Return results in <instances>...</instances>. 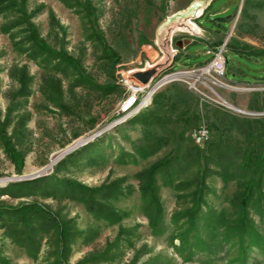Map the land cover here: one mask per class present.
I'll list each match as a JSON object with an SVG mask.
<instances>
[{
    "label": "rangeland",
    "instance_id": "rangeland-1",
    "mask_svg": "<svg viewBox=\"0 0 264 264\" xmlns=\"http://www.w3.org/2000/svg\"><path fill=\"white\" fill-rule=\"evenodd\" d=\"M15 1L18 11L0 13V29L25 12L50 49L69 56L82 74L105 90L74 87L76 73L64 76L28 58L18 29L0 32L4 138H0V191L22 179L44 178L29 196L0 195V207L40 205L69 234L58 240L54 229L36 233V252L31 257L0 225V257L5 264H250L253 258L264 260V253L256 248L243 252L237 237L215 255L198 251L189 259L179 241L173 240L170 222L175 211L189 207L188 200L177 202L174 190L156 177L162 219L161 233L154 235L142 211L136 178L159 160L181 158L192 150L194 154L193 147L203 151L206 144L200 147L191 135L199 125L209 129V140L242 139L244 123L264 118V57L247 58L227 46L225 83L231 88H214L216 94L206 92L202 97L184 83L172 82L152 95L148 105L143 101L149 88L136 91L135 107L126 114L121 111L130 94H135L132 88L138 81L130 76L148 71L155 62L162 64L170 56V46L180 50L191 45L174 58V70L208 63L212 54L207 52L218 41L264 52V0H214L210 21L207 15L198 21L213 30L210 41V32L197 25L195 18L212 0H76L89 7L88 14L58 0ZM225 8L228 13L222 14ZM168 75L169 69L153 72L146 86ZM21 88L29 90V95H18ZM5 143L18 158L6 154ZM68 181L89 189L119 183L123 195L106 202L119 221L95 218L82 202L68 198L63 193V183ZM205 182L208 191L196 220L204 239L206 210L224 212L231 220L237 189L234 182L215 176ZM248 216L264 238V216L253 208Z\"/></svg>",
    "mask_w": 264,
    "mask_h": 264
},
{
    "label": "trees",
    "instance_id": "trees-1",
    "mask_svg": "<svg viewBox=\"0 0 264 264\" xmlns=\"http://www.w3.org/2000/svg\"><path fill=\"white\" fill-rule=\"evenodd\" d=\"M58 1L68 8L90 13L89 7L80 4L79 1ZM213 1L206 7V10ZM16 8L18 9V5L15 0H0V13L12 12ZM229 18L230 16H227V20ZM14 29H18L23 35L24 44L27 45L25 52L29 59L64 76L68 73H76L74 87L82 86L100 93L105 90V88L94 85L88 77L82 74L78 64L69 56L50 49L38 36L25 12H19L18 17L14 18L9 25L2 26L0 32L9 33ZM215 33H221V31L216 30ZM221 43L222 41L214 42L213 48ZM227 46L231 52L247 58L264 57V52L258 54L245 46H234L229 42ZM29 93L26 88H21L18 95L26 97ZM241 131L242 139L218 137L216 140H209L203 151L193 147L194 154L192 150L183 154L181 158H164L136 175L139 181L142 211L154 235L161 233L162 219L156 177L161 176L164 185L174 190L177 202L188 200L189 207L175 211L170 222L174 228L173 240L179 241V247L184 249L189 259L198 251L215 255L234 237L238 238L239 247L243 252L246 249L256 248L264 253V238L254 228L248 216L250 208H253L257 215L264 216V118L252 119L244 123ZM0 138L4 139L1 126ZM5 152L13 160L18 158V154L7 143H5ZM189 172L192 176L188 175ZM211 176L218 177L224 182H234L237 189L232 198L234 215L231 220L227 219L224 212L206 210L203 216L204 233L206 234L204 239L196 228V220L204 206L203 198L208 191L205 181ZM43 181L44 178H38L9 184L0 191V195L7 194L13 198L29 196V191L42 184ZM118 184L115 182L101 188L89 189L68 181L63 183L65 187L63 193L72 200L82 202L95 218L117 223L120 217L106 202L123 195ZM0 225L5 228L8 237L31 257L36 252V233L47 234L54 229L58 240L65 236H67L65 239L69 237L60 221L40 205L23 204L15 208L1 206ZM0 263L5 264L6 262L0 257ZM250 264H264V260L253 258Z\"/></svg>",
    "mask_w": 264,
    "mask_h": 264
},
{
    "label": "built area",
    "instance_id": "built-area-1",
    "mask_svg": "<svg viewBox=\"0 0 264 264\" xmlns=\"http://www.w3.org/2000/svg\"><path fill=\"white\" fill-rule=\"evenodd\" d=\"M170 56L166 60H173V67H169V75L158 77L147 90V95L152 91V87L156 86L158 81L163 79H172L174 82H182L187 88L198 94L199 96L206 97V92L216 94L214 88L224 89L231 88L225 83L226 81V53H227V40L223 41L219 46L213 48V51H208L207 54H212V59L204 65H195L190 67H184L179 70H174V58L185 48L180 50L177 47L170 46ZM164 65V62L163 64ZM161 67H157L156 73H160ZM159 76V75H158ZM126 80H124V83ZM139 85L137 84V88ZM205 91V92H204ZM135 94H130V100L125 102L123 109H129V106L134 102ZM215 96V95H214ZM122 109V110H123ZM121 110V111H122ZM119 111V113L121 112ZM191 135L195 136V141L200 147H203L210 139L209 129L205 125H199L191 132Z\"/></svg>",
    "mask_w": 264,
    "mask_h": 264
},
{
    "label": "bare ground",
    "instance_id": "bare-ground-1",
    "mask_svg": "<svg viewBox=\"0 0 264 264\" xmlns=\"http://www.w3.org/2000/svg\"><path fill=\"white\" fill-rule=\"evenodd\" d=\"M172 63H173V60H165L164 61V65H162L161 63H160V61L159 62H155L154 64H150L149 66H148V69L149 70H152L153 72H156L157 71V67L159 68V67H161V69H160V73H162V72H164V71H166L167 69H169V67H171L172 66ZM141 71H143V70H141ZM145 71H147V70H145ZM130 79H133V80H135V81H137L136 79H134L133 78V74H132V76H130ZM173 82V80L172 79H163V80H161V81H158V83H157V85L156 86H154V87H152V91H151V93L149 94V95H147V97L144 99V101H143V105H148V103H149V101H150V98H151V96L152 95H154L156 92H158L161 88H163L164 86H166V85H168V84H170V83H172ZM138 85H139V87L137 88V85L134 87V88H132V90L133 91H138V92H143V91H145L146 89H148L149 88V86H146V85H142L141 83H139V82H136ZM149 90V89H148ZM130 100V98L129 99H127V101L126 102H128ZM136 103H137V99L136 98H134V102L131 104V106H129V109H123L122 110V112H123V114L125 113H127L129 110H131L132 108H134L135 107V105H136ZM223 103H224V105H226L228 108H232L230 105H227L224 101H223ZM124 106H125V104H124ZM123 106V107H124ZM141 108H142V106H141ZM126 116V115H125ZM194 137V140H195V136H193ZM196 142V141H195ZM80 145V144H79ZM79 145H77V146H79ZM63 155V154H62ZM56 161V160H55ZM54 165V163H52L51 165H49L48 166V168L47 169H50V168H52V166Z\"/></svg>",
    "mask_w": 264,
    "mask_h": 264
},
{
    "label": "crops",
    "instance_id": "crops-1",
    "mask_svg": "<svg viewBox=\"0 0 264 264\" xmlns=\"http://www.w3.org/2000/svg\"><path fill=\"white\" fill-rule=\"evenodd\" d=\"M214 2V1H213ZM209 4H210V2H209ZM209 4H207V6L209 5ZM213 4V3H212ZM207 6H204L201 10H200V13H199V15L198 16H196V24L197 25H200L199 24V19H201V18H204L206 15L208 16V20L210 21V17H211V11H210V7L206 10V7ZM204 10H206V12H205V14L204 15H202V13H203V11ZM221 13L222 14H227L228 13V11H227V9L225 8V9H222L221 10ZM231 18V17H230ZM214 19H216V17L214 18ZM228 22H230L231 20L230 19H228L227 20ZM201 26V25H200ZM202 27V26H201ZM203 28V27H202ZM204 30H207L208 32H210V34L208 33V35H209V37H208V41H210L211 40V31H213V30H211V29H206V28H203ZM221 33H222V31H221ZM192 41H194V40H192ZM196 42V44H204V45H206L207 46V48H208V44L209 43H207V42H197V41H195ZM192 45H194V44H192ZM189 46H191V45H187V46H184V48H188Z\"/></svg>",
    "mask_w": 264,
    "mask_h": 264
},
{
    "label": "water",
    "instance_id": "water-1",
    "mask_svg": "<svg viewBox=\"0 0 264 264\" xmlns=\"http://www.w3.org/2000/svg\"><path fill=\"white\" fill-rule=\"evenodd\" d=\"M152 75H153V71L152 70H148V71H145V72H138V73L133 74V78L136 79L142 85H146ZM104 131L99 132V134L103 133ZM99 134H97V135H99ZM92 140L93 139L88 140L87 142L84 143V145L88 144ZM33 179H35V178L34 177H30V178L22 179V180L26 181V180H33Z\"/></svg>",
    "mask_w": 264,
    "mask_h": 264
}]
</instances>
